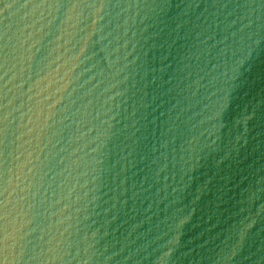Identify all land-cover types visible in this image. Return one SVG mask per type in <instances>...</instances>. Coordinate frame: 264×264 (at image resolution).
Segmentation results:
<instances>
[{"label":"water","instance_id":"water-1","mask_svg":"<svg viewBox=\"0 0 264 264\" xmlns=\"http://www.w3.org/2000/svg\"><path fill=\"white\" fill-rule=\"evenodd\" d=\"M0 264H264V0H0Z\"/></svg>","mask_w":264,"mask_h":264}]
</instances>
